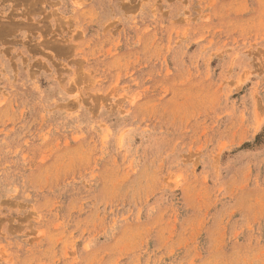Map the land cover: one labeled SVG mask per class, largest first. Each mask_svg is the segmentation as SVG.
Instances as JSON below:
<instances>
[{"label":"rangeland","instance_id":"374dc122","mask_svg":"<svg viewBox=\"0 0 264 264\" xmlns=\"http://www.w3.org/2000/svg\"><path fill=\"white\" fill-rule=\"evenodd\" d=\"M0 264H264V0H0Z\"/></svg>","mask_w":264,"mask_h":264}]
</instances>
